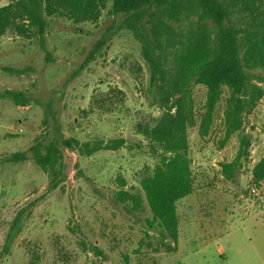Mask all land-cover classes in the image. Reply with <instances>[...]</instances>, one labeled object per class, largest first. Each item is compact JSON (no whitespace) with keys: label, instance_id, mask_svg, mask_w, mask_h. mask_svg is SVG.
Returning <instances> with one entry per match:
<instances>
[{"label":"rangeland","instance_id":"1","mask_svg":"<svg viewBox=\"0 0 264 264\" xmlns=\"http://www.w3.org/2000/svg\"><path fill=\"white\" fill-rule=\"evenodd\" d=\"M10 1L1 0L0 7ZM111 8L110 2L97 23L48 18L49 57L37 38L13 31L0 36V93L22 91L32 99L25 107L0 99V264H264V181L256 184L252 177L264 157V97L244 116L250 156L235 182L220 174V164L235 159L238 136L220 148V119L207 139L190 130L197 190L178 204L177 252H154L160 234L157 225L150 229L153 215L140 181L159 158L136 128L155 124L161 111L148 92L140 44L125 28V16L111 14ZM100 41L96 59L80 71ZM3 67L31 70L17 75ZM205 97L196 86L197 105ZM70 138L126 144L87 156L62 145ZM41 140L58 142L64 155L65 180L54 191L30 152ZM15 153L27 159L13 161ZM122 189L143 195L142 211L116 200ZM18 216L22 230L7 254Z\"/></svg>","mask_w":264,"mask_h":264},{"label":"trees","instance_id":"2","mask_svg":"<svg viewBox=\"0 0 264 264\" xmlns=\"http://www.w3.org/2000/svg\"><path fill=\"white\" fill-rule=\"evenodd\" d=\"M110 2V13L125 16V28L140 44L150 76L148 92L161 111L155 124L136 128L159 158L140 186L153 215L152 222L148 221L150 229L156 225L159 229L160 243L154 252L164 248L176 253L178 204L197 190L190 130L197 128L200 137L207 139L220 119V148L238 136L240 148L235 159L220 164V174L227 181L235 182L237 171L250 156L251 142L243 135L244 116L264 97V0H11L0 7V36L13 31L21 37L37 38L49 57L45 46L48 18H63L75 25L97 23ZM103 45L102 41L96 44L80 71L96 59ZM30 70L3 67L17 75ZM196 86L206 91L202 105L194 98ZM0 99L23 107L32 103L26 93L15 90L0 93ZM125 144L124 139L80 143L70 138L62 142L87 156L118 151ZM30 152L35 164L50 177L48 191L56 190L65 180L60 144L37 141ZM11 158L17 162L27 156L15 153ZM252 177L256 184L264 181V157L254 166ZM121 185L126 186L125 180ZM144 197L123 189L116 194V200L130 206L132 212L143 210ZM21 230L18 216L8 233L5 253L10 252ZM92 249L103 254L95 246Z\"/></svg>","mask_w":264,"mask_h":264}]
</instances>
